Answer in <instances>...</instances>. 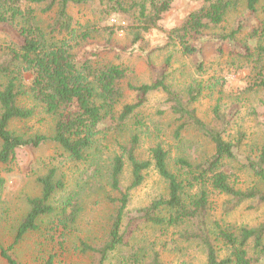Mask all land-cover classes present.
Returning <instances> with one entry per match:
<instances>
[{"label":"trees","instance_id":"trees-1","mask_svg":"<svg viewBox=\"0 0 264 264\" xmlns=\"http://www.w3.org/2000/svg\"><path fill=\"white\" fill-rule=\"evenodd\" d=\"M241 2L244 15L255 22L245 33L243 24H235L227 34L218 36L219 43L241 49L231 52L242 61L238 67L247 75L242 93L264 90V17L257 18L260 0H199L179 24L163 30L165 42L157 50L178 47L184 56L201 54L204 46L197 41L204 31L220 25ZM170 3L171 0H0V36L4 35L0 42V164L11 163L19 151L48 143L72 162H81L86 159L98 127L107 121L122 125L146 103L151 93L160 92L178 123L174 137L179 139L180 132L190 128L208 141L211 152L193 160L182 156L170 159L169 151L158 143L149 148L148 159L139 160L136 150L140 139L133 135L120 146L121 154L113 157L108 169L107 182L114 196L108 198L113 211L107 232L97 243L80 240L78 252L89 258V264H108L110 260L115 264H166L155 244L145 236L140 237L151 229L160 231L163 237H174L160 243L163 251L180 253L183 245H193L201 250L204 264H264V220L252 226L225 220L242 204L249 211L264 207V111H254L258 120L263 116L259 122L262 142L256 151L245 153L244 134L226 139L230 119L218 103L209 121L197 115L194 105L204 87L192 83L182 94L167 83L163 70L148 84L128 85L135 93L134 101L116 114L126 69L104 63L101 56L115 53L117 58L142 57L135 51V45L159 28ZM81 6L93 8L104 22L112 16L122 17L128 25L130 49L116 53L117 44L109 39L101 50L97 51L94 45L95 48L85 49L82 54L73 53L69 41L81 38L84 44L89 38L88 33L77 36L69 13V7ZM37 9L40 14L51 15L45 27L36 20ZM121 29L125 28H117ZM99 32L95 30L96 34ZM10 33L13 38L7 36ZM66 36L70 37L68 41ZM221 51L219 47L217 52ZM144 60L151 69L150 58ZM169 62L167 58L166 66ZM202 67L200 64L197 68ZM23 99L31 100L34 108L24 107ZM37 108L52 119L50 136H28L10 130L14 122L31 119ZM126 163L131 179L122 188ZM151 167L164 182L165 193L144 207L129 211L131 192L142 185L144 173ZM244 172L254 181L243 189L237 186V177ZM3 183L0 179V190ZM36 184L39 194L26 198L27 211L14 228L12 243L5 246L0 242V260L4 264H22L15 255V247L27 235L40 232L46 219L53 217L49 222L50 233L59 228L67 231L76 222L80 211L76 195L65 199L59 208L51 204L54 196L64 189L63 181L56 178L53 169L38 176ZM41 264H54V257L49 256Z\"/></svg>","mask_w":264,"mask_h":264},{"label":"rangeland","instance_id":"rangeland-1","mask_svg":"<svg viewBox=\"0 0 264 264\" xmlns=\"http://www.w3.org/2000/svg\"><path fill=\"white\" fill-rule=\"evenodd\" d=\"M199 0H171L170 8L159 23V28L146 34L143 40L135 45L137 53L142 57L121 55L115 53L104 54L101 60L104 63L118 65L126 69V78L121 82L122 98L116 107V114L121 108L134 101L135 93L128 85L138 86L148 84L152 78L165 70L167 83L176 91L184 94L186 88L192 83L204 87L201 98L195 103L197 115L204 121H209L212 109L218 103L219 108L230 119L226 139H234L238 133L244 134L242 151L254 152L262 142V125L259 123L263 116L258 118L254 111L263 112L264 90L254 93H242L246 73L239 69L243 63L231 51L241 52L226 43H219V35L227 34L240 23L245 27L243 33L255 20L244 15L243 2L235 10L229 12L225 20L218 26H210L197 41L202 48L201 54L184 56L178 47H169L160 51L165 42L163 30L179 24L184 16L198 5ZM35 15L40 26L45 27L51 15H43L37 9ZM69 13L74 20V28L78 37L88 33L89 38L81 44V38L69 41L73 46L72 52L82 54L86 49L103 48L106 40H113L117 50L125 52L130 49V34L127 24L122 17L112 16L106 22L90 6L69 7ZM264 17V0L258 4L257 18ZM125 28L117 30V28ZM113 28V30L111 29ZM99 29L96 34L95 30ZM114 35H111L112 32ZM13 33L7 34L11 37ZM4 35L0 36V42ZM13 38V37H11ZM62 39L61 36L57 37ZM65 39L68 41L69 36ZM221 47L222 51L217 52ZM150 58L151 69L145 63V57ZM170 58L166 66V59ZM202 64V70L198 66ZM1 83V80H0ZM222 86V87H221ZM24 107L34 108L31 100L23 99ZM52 119L45 115L40 108L35 110L31 119L26 122H14L10 130L17 134L33 135L52 134ZM178 123L170 114L165 97L162 93H151L146 103L122 125L117 121H107L98 127L92 145L87 150L86 159L81 162H72L66 155L61 154L54 144L48 143L37 149L19 151L16 158L7 165L0 164V179L3 186L0 190V242L9 246L13 241L14 228L27 211L26 198L39 194L36 178L53 169L56 178L64 183V189L58 192L51 204L59 208L65 199L76 195L79 204V214L76 222L70 225L67 231L57 229L53 233L49 222L53 217L46 219L41 231L27 235L15 247V255L22 264H41L49 256L54 257V264H89V258L78 252L80 240L97 243L107 232L109 217L113 207L108 202L114 193L108 186V169L114 156L121 154L120 146L127 143L133 135H138L140 142L136 150L139 160H146L149 148L160 143L170 153V159L177 156L187 157L191 160L201 158L210 153L211 145L194 130L187 128L180 132L179 139L174 137ZM144 182L131 192L128 205L129 211L144 207L151 200L164 195L165 184L151 167L145 173ZM237 186L246 188L252 185L254 178L248 173L238 174ZM130 168L128 163L124 166L121 177L122 188L130 183ZM221 199L217 202L219 205ZM220 214V210H216ZM237 224L256 225L264 220V207L247 210L242 204L226 219ZM140 237H146L155 244V249L161 252V260L166 264H204L201 250L193 245H183V251H163L160 243L174 237L162 236L158 230H145ZM172 234V233H171ZM53 235V239L51 236ZM163 237V238H162ZM179 243V242H178ZM180 245V243H179ZM0 264H4L0 260ZM108 264H115L110 260Z\"/></svg>","mask_w":264,"mask_h":264}]
</instances>
